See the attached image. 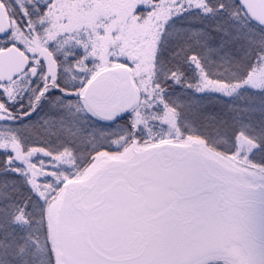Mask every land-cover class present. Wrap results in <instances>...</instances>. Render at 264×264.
<instances>
[{
    "label": "snow or ice",
    "instance_id": "snow-or-ice-1",
    "mask_svg": "<svg viewBox=\"0 0 264 264\" xmlns=\"http://www.w3.org/2000/svg\"><path fill=\"white\" fill-rule=\"evenodd\" d=\"M96 7L0 0V264H264V0Z\"/></svg>",
    "mask_w": 264,
    "mask_h": 264
},
{
    "label": "rangeland",
    "instance_id": "rangeland-1",
    "mask_svg": "<svg viewBox=\"0 0 264 264\" xmlns=\"http://www.w3.org/2000/svg\"><path fill=\"white\" fill-rule=\"evenodd\" d=\"M132 4L133 0H96L97 7L90 13H87L86 15H81L78 13L73 12L71 14V21L72 23L79 24L81 22L88 23V24H94L99 16L101 15H114L117 17L118 21H122L125 16L130 14L132 10ZM116 21L113 22L111 26H115ZM142 152H129L125 157L120 159H106L101 158L97 161V167L93 174L89 177L83 178V182H86V180H90L93 178L99 170H101L103 167L108 165L111 162H123V161H131L133 160L138 154ZM209 165L216 171L222 173H227L234 177L236 174L232 171H230L231 164L226 161H219L218 159H212V158H205ZM65 199V197H64ZM74 219V218H70Z\"/></svg>",
    "mask_w": 264,
    "mask_h": 264
},
{
    "label": "water",
    "instance_id": "water-1",
    "mask_svg": "<svg viewBox=\"0 0 264 264\" xmlns=\"http://www.w3.org/2000/svg\"><path fill=\"white\" fill-rule=\"evenodd\" d=\"M171 162V159L168 157L161 156L157 152H152V153H140L138 154L133 160L131 161H123V162H111L105 167H103L99 172L90 180L86 182H82L79 184H73L68 186V188L65 190L64 197H65V204L67 205L68 203L76 200L78 197H80L87 185L89 183L94 182L96 179L100 177H106L110 176L122 169H126L129 167H139V168H160L166 164H169ZM190 164L195 165V166H203L209 169H212L207 161L203 158L200 157L199 155H196L192 158L191 161H189ZM218 175L223 177L225 180L229 179L222 174L218 173Z\"/></svg>",
    "mask_w": 264,
    "mask_h": 264
},
{
    "label": "flooded vegetation",
    "instance_id": "flooded-vegetation-1",
    "mask_svg": "<svg viewBox=\"0 0 264 264\" xmlns=\"http://www.w3.org/2000/svg\"><path fill=\"white\" fill-rule=\"evenodd\" d=\"M220 174H222V175H224V176H226L227 178H232V176L231 175H229V174H227V173H222V171L221 172H219Z\"/></svg>",
    "mask_w": 264,
    "mask_h": 264
}]
</instances>
